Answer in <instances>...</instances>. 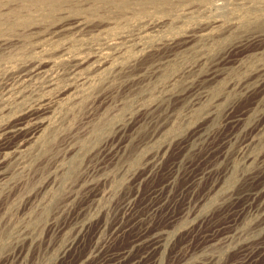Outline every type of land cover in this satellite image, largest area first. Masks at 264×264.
<instances>
[{
	"label": "rangeland",
	"instance_id": "374dc122",
	"mask_svg": "<svg viewBox=\"0 0 264 264\" xmlns=\"http://www.w3.org/2000/svg\"><path fill=\"white\" fill-rule=\"evenodd\" d=\"M263 74L264 0H0V264H264Z\"/></svg>",
	"mask_w": 264,
	"mask_h": 264
},
{
	"label": "bare ground",
	"instance_id": "6f19581e",
	"mask_svg": "<svg viewBox=\"0 0 264 264\" xmlns=\"http://www.w3.org/2000/svg\"><path fill=\"white\" fill-rule=\"evenodd\" d=\"M42 70V69H41ZM264 75V74H263ZM261 79V78H260ZM264 79V78H263ZM259 82V81H258ZM261 82V81H260ZM264 84V80H262V85ZM259 85V84H258ZM264 87V86H263ZM32 109V108H31ZM36 109H37V111L38 110H44L45 109V104H41V105H39L38 107H36ZM33 112V111H32ZM35 114V113H34ZM32 115H33V113H31L30 115H29V117H32ZM37 115V114H36ZM35 115V116H36ZM39 115V114H38ZM34 116V119L36 118ZM230 117L228 118L227 117V122H235V121H237V120H239L240 119V117H239V119H237V117H234V116H231V115H229ZM20 119V118H19ZM18 119V120H19ZM37 119V118H36ZM15 121H17V120H15ZM26 121V120H25ZM37 121V120H36ZM5 122V121H4ZM19 122H20V120H19ZM26 123V122H25ZM36 123V122H35ZM23 127H24V124H22V123H15V124H12V125H10V126H7L6 128H5V130L3 131L4 132V143L6 142V140H7V143H8V140L10 141L11 140V138L14 136V135H16V133L17 132H19L20 130L22 131V129H23ZM27 128V127H26ZM29 128V127H28ZM30 129V128H29ZM33 128H31L30 130H32ZM36 129V128H35ZM33 131V130H32ZM35 131V130H34ZM24 133H26V132H24ZM35 134V133H34ZM30 135V134H29ZM33 135V134H32ZM17 136V135H16ZM21 136V135H20ZM23 136H24V134H23ZM29 137V136H28ZM14 138V137H13ZM12 138V139H13ZM32 138V137H31ZM2 140V139H1ZM21 140V137H20V139H19V141ZM27 140V139H26ZM29 140H31V139H29ZM12 141V140H11ZM17 141V140H16ZM1 142V141H0ZM28 142V141H27ZM15 143V142H14ZM20 143V142H19ZM22 143V142H21ZM1 144V143H0ZM2 144H3V142H2ZM6 144V143H5ZM9 144V143H8ZM8 144H6V147H8L7 145ZM18 144V143H17ZM23 144V143H22ZM13 146H14V144H12ZM11 145V146H12ZM24 145H26V144H24ZM10 146V145H9ZM10 146V147H11ZM20 146V145H19ZM1 147H3V146H1ZM5 147V146H4ZM3 147V148H4ZM15 148V147H14ZM21 148V147H20ZM9 149V148H8ZM3 150V149H2ZM18 150V149H17ZM16 150V151H17ZM10 152V151H9ZM13 153H14V151H13ZM7 154V153H6ZM2 155H3V153H2ZM4 156V155H3ZM3 156H2V158H3ZM7 156V155H6ZM1 157V156H0ZM1 160V159H0ZM206 171V170H205ZM204 172V171H203ZM207 174V173H206ZM204 175V176H207V175ZM210 175V174H209ZM193 176H194V174H193ZM200 177H201V179H202V173H201V175H200ZM251 177V176H250ZM253 177V176H252ZM192 178V177H191ZM254 178V177H253ZM256 179V178H255ZM140 180V179H139ZM197 181H198V179H196ZM199 180H200V178H199ZM253 181H254V179H252ZM251 180V181H252ZM258 184V183H257ZM194 185V184H193ZM245 186V185H244ZM91 187V186H90ZM160 188V187H159ZM158 188V189H159ZM165 188V187H164ZM163 188V189H164ZM169 188V187H168ZM154 189V188H153ZM152 189V190H153ZM157 189V188H156ZM163 189H161V190H163ZM183 189V188H182ZM189 189V188H188ZM254 189H256V188H254ZM155 190V189H154ZM170 190V189H169ZM157 191H159V190H156V192ZM164 191V190H163ZM184 191V190H183ZM182 191V192H183ZM190 191V190H189ZM250 191V190H249ZM248 191V192H249ZM252 191H254V190H252ZM256 191V190H255ZM254 191V192H255ZM151 192V191H150ZM154 192V191H153ZM180 193V194H182L183 195V193ZM96 193V192H95ZM157 193H159V192H157ZM161 193V192H160ZM166 193V192H165ZM164 193V194H165ZM170 193V192H169ZM168 193V194H169ZM172 193V192H171ZM242 193V192H241ZM247 193V192H246ZM252 193V192H251ZM87 194H88V192H87ZM92 194V193H91ZM93 194H94V192H93ZM149 194V193H148ZM249 194V193H248ZM248 194H246V195H248ZM132 195V194H131ZM154 195V196H153ZM152 196L150 195V197H152V198H156V193H154ZM161 194H159L158 196H160ZM163 195V194H162ZM241 195V194H240ZM253 195V194H252ZM252 195H251V197H252ZM88 196V195H87ZM86 196V197H87ZM130 196V195H129ZM171 196V195H170ZM174 196V195H173ZM178 195H176V197H177ZM181 196V195H180ZM185 196V195H184ZM256 196H257V194H256ZM132 197V196H131ZM131 197H129V198H131ZM135 197V196H134ZM163 197V196H162ZM176 197H175V199H176ZM201 197V196H200ZM245 196H243V198H244ZM251 197H249V198H251ZM254 197V196H253ZM258 197V196H257ZM256 197V198H257ZM164 198H165V196H164ZM241 198V197H240ZM167 199H169V197L167 198ZM171 199V198H170ZM172 199H174V197L172 198ZM238 199V198H237ZM262 199H263V197H262ZM127 200V199H126ZM151 200V199H150ZM155 200V199H154ZM153 200V201H154ZM245 200H246V198H245ZM249 200H251V199H249ZM252 200H253V198H252ZM152 201V200H151ZM152 201V203H154ZM157 202L159 201V200H156ZM170 201V200H169ZM172 201V200H171ZM174 201V200H173ZM178 201V200H177ZM234 201H235V199H234ZM237 201V200H236ZM247 201V200H246ZM255 201H256V199H255ZM127 201H125V203H126ZM136 202V200L134 201V202H131V203H135ZM160 202V201H159ZM165 202V201H164ZM163 201H162V203H164ZM167 203H168V201H166ZM258 202V201H257ZM147 203V202H146ZM161 203V202H160ZM177 203V202H176ZM244 203V202H243ZM241 204V205H244V204ZM148 204H150V203H148ZM157 204H159V203H157ZM157 204H150V205H153V207H151V206H149L148 208H151L149 211L150 212H152L153 214L150 216V217H152V216H154V217H157V215H159L161 212H160V209H161V207H160V205H157ZM170 204V203H169ZM169 204H168V206H169ZM189 204V203H188ZM230 204V203H229ZM233 204V203H232ZM232 204L230 205V207L232 206ZM235 204V203H234ZM249 204V203H248ZM254 204V203H253ZM252 204V205H253ZM261 204H263V203H261ZM123 205V204H122ZM141 205V204H140ZM163 205V204H162ZM251 205V204H250ZM264 205V204H263ZM125 207H126V205H124ZM136 206V205H135ZM164 206V205H163ZM163 206H162V209H163ZM172 206V205H171ZM175 206V205H174ZM239 206L240 205H238V210H241V209H239ZM245 206V205H244ZM248 205H246V207H247ZM129 208H126V212H125V215H127L126 216V218H124V219H122V220H120L119 218V222L117 221L115 224H114V226H112L111 227V230H112V233H111V236H110V238H109V240L106 242V246H107V248L108 247H112L111 245H113L115 242H116V240H117V238H119V237H121V236H123L124 234H128V232H130V230L133 228V227H135L136 226V224H138V221H139V219H140V217H141V215H139L138 213L140 212H138V210L139 209H141V208H139V209H137L136 207L134 208L133 206H128ZM141 207V206H140ZM160 207V208H159ZM170 207V206H169ZM245 207V208H246ZM250 207V206H249ZM253 207V206H252ZM258 207V206H257ZM167 208V207H166ZM173 208V207H172ZM187 208V207H186ZM227 208H229V207H227ZM237 208V207H236ZM235 208V209H236ZM241 208V207H240ZM245 208H243V210L245 209ZM83 209V208H82ZM121 209V208H120ZM125 209V208H124ZM147 209V208H146ZM161 209V210H162ZM173 209H175V208H173ZM230 209H232V208H230ZM165 210V209H164ZM168 210V209H167ZM170 210V209H169ZM234 210V209H233ZM149 211H147L146 212V210H145V212H146V215H147V213L149 212ZM166 211V210H165ZM193 211V210H192ZM228 211H230V210H228ZM232 211V210H231ZM237 211V210H236ZM144 211H142V213H145ZM163 212V211H162ZM170 212V211H169ZM168 212V213H169ZM182 212V211H181ZM186 212V211H185ZM159 213V214H158ZM164 213V216H165V213H167V211L166 212H163ZM190 213V212H189ZM242 213H244V212H242ZM235 214V213H234ZM237 214H239V213H237ZM236 214V215H237ZM124 215V214H123ZM145 215V216H146ZM175 215V214H174ZM148 216V215H147ZM161 216H162V214H161ZM183 216V215H182ZM121 217V216H120ZM123 217V216H122ZM167 217V216H166ZM178 217V216H177ZM142 218V217H141ZM161 218V217H160ZM165 218V217H164ZM235 218H236V216H235ZM263 218V217H262ZM77 219V218H76ZM144 219V218H143ZM145 219H147V218H145ZM162 219V218H161ZM160 219V220H161ZM178 219V218H177ZM115 220H117V219H115ZM151 220H152V218H151ZM153 220H154V218H153ZM167 220H169V222L171 223V222H175V220H176V217L174 216V217H170V213H169V216H168V219ZM167 220H165V221H167ZM238 220V219H237ZM141 221V220H140ZM148 221V220H147ZM155 221H156V218H155ZM240 221V220H239ZM263 221H264V219H263ZM263 221H260V222H263ZM115 222V221H114ZM154 222V221H153ZM212 222V221H211ZM235 222H237V221H235ZM155 223V222H154ZM154 223H153V225H154ZM165 223V222H164ZM112 224V225H113ZM145 224H147V223H145ZM175 224H176V222H175ZM135 225V226H134ZM151 225H152V222H151ZM165 225V224H164ZM171 225V224H170ZM173 225V224H172ZM231 225H234V224H231ZM87 226V225H86ZM99 226V225H98ZM140 226H141V224H140ZM169 226V225H168ZM58 227V226H57ZM100 227V226H99ZM138 227V226H137ZM144 227H145V225H144ZM192 227V226H191ZM101 228H103V227H101ZM139 228V227H138ZM137 228V229H138ZM143 228V227H142ZM150 228H151V226H150ZM165 228H166V226H165ZM86 229V228H85ZM97 229H99L98 227H97ZM141 229V228H140ZM139 229V230H140ZM146 229H147V227H146ZM163 229V228H162ZM218 229V228H217ZM87 230H90L89 228L87 229ZM86 230V231H87ZM102 230V229H101ZM133 230V229H132ZM159 230V229H158ZM81 231H85L84 230V228L81 230ZM86 231L81 235V236H83L82 238H81V236H80V238H78V236L76 235V240H74L73 241V243L71 244V246H70V248H73V250L74 251H76V250H78L77 248H79L81 245H82V243H83V240H85L84 238H85V236L87 235L86 234ZM138 231V230H137ZM142 231H143V229H142ZM147 232H148V230H146ZM189 231H191V230H189ZM194 231H196L195 229L193 230V232ZM88 232V231H87ZM110 232V231H109ZM146 232V233H147ZM192 231H191V233H190V235L192 234H194ZM81 233V232H80ZM79 233V234H80ZM89 233V232H88ZM100 232H98V234H99ZM141 233V232H140ZM144 233V232H143ZM149 233V235H150V232H148ZM152 233V232H151ZM156 233V232H155ZM196 233V232H195ZM96 234V232L94 233V235ZM137 234H138V232H137ZM142 234V233H141ZM207 234V233H206ZM209 234V233H208ZM109 235H110V233H109ZM134 235V234H133ZM191 235V236H192ZM205 235V234H204ZM214 235V234H213ZM91 236V235H90ZM137 236V235H136ZM139 236V235H138ZM146 236H148V235H141V238H139V239H135L136 237H135V235H134V239L135 240H133L134 242L132 243V245L130 246V247H128V248H124V249H120V251H115V252H113V250H112V252L109 250V251H106V250H108V249H104L105 251V254L102 256V258L101 257H99L98 255V257L99 258H101L100 259V261L98 260V262H99V264H138V263H141L142 261H143V263H144V261H145V263H146V261H149V255L151 254V253H153V251H156L157 249H159L160 248V244H161V240H162V235H160L159 233H157V235L156 234H151V236H148L147 238H146ZM163 236H164V234H163ZM205 236H207V235H205ZM212 237V236H211ZM92 238H94V236L92 237ZM165 238V237H164ZM204 238V237H203ZM206 238V237H205ZM95 239V238H94ZM107 239V238H106ZM132 239V238H131ZM203 240V239H202ZM86 241V240H85ZM105 241V240H104ZM115 241V242H114ZM70 242V241H69ZM114 242V243H113ZM186 242H188V241H186ZM85 243V242H84ZM104 243V242H103ZM102 243V244H103ZM130 243H131V241H130ZM259 243V242H258ZM261 243V242H260ZM94 244V243H93ZM92 244V245H93ZM138 244H144L146 247H145V249H147V250H145V252H140L141 253V255L138 257V258H135L136 257V255L134 256V257H132V250L134 249V247L136 248V246L137 247H139L138 246ZM262 244H264L263 242L260 244V245H262ZM253 245V244H252ZM101 246V245H100ZM105 246V245H104ZM142 246V245H141ZM164 246V245H163ZM186 246V245H185ZM189 246V245H188ZM247 246V245H246ZM245 246V247H246ZM257 246H259V245H257ZM257 246H256V248L255 249H253V250H257ZM91 247V246H90ZM191 247V246H190ZM189 247V248H190ZM241 247V246H240ZM244 247V246H243ZM248 247V246H247ZM68 248V247H67ZM69 248V249H70ZM101 248V247H100ZM259 248V247H258ZM76 249V250H75ZM80 249V248H79ZM90 249V248H89ZM102 249V248H101ZM110 249V248H109ZM183 249H184V246H183ZM249 251H250V249L249 248H247ZM262 249H264V248H262ZM115 250V249H114ZM172 250H174V249H172ZM182 250V249H181ZM185 250V249H184ZM239 250V249H238ZM245 250V249H244ZM89 251L90 250H88V254H89ZM97 251V250H96ZM100 251V250H99ZM103 251V250H102ZM144 251V250H143ZM189 251V250H188ZM243 251V250H242ZM258 251V250H257ZM256 251V252H257ZM260 251H261V249H260ZM260 251H258V252H260ZM180 252H182V251H180ZM184 252V251H183ZM243 252H245L246 253V251H243ZM242 252V253H243ZM255 252V251H254ZM87 253V252H86ZM98 253V252H97ZM139 253V252H138ZM156 253H158V252H156ZM173 253V252H172ZM179 253V252H178ZM250 253V252H249ZM264 253V252H263ZM101 254V253H100ZM175 254L176 253H174V256H175ZM180 254V253H179ZM182 254H184V253H182ZM102 255V254H101ZM152 255V254H151ZM161 255V254H160ZM262 255V254H261ZM72 256V255H71ZM138 256V255H137ZM177 256V255H176ZM189 256V255H188ZM246 258H247V255H244ZM252 256V255H251ZM87 257V256H86ZM94 257V256H93ZM182 257V256H181ZM180 256L178 257V258H181ZM187 256H186V254H185V258H186ZM244 257V258H245ZM259 257V256H258ZM77 258H79V257H77ZM175 258V257H174ZM177 258V257H176ZM184 258V259H185ZM243 258V257H242ZM243 258V259H244ZM255 258V257H254ZM83 259H84V257H83ZM95 259H97V258H95ZM94 259V260H95ZM152 259V258H151ZM172 259V258H171ZM183 259V258H182ZM183 259V260H184ZM242 259V260H243ZM249 259V258H248ZM252 259V258H251ZM257 259V258H256ZM80 260H81V257H80V259H79V262H80ZM153 260H155L156 261V259H153ZM237 260V259H236ZM71 261V260H70ZM83 261V260H82ZM81 261V262H82ZM158 261V260H157ZM171 261V260H170ZM180 261V260H179ZM185 261H186V259H185ZM255 261H257V260H255ZM259 261V260H258ZM257 261V263H259ZM262 261V260H261ZM150 262H152V260L150 261ZM175 262V261H174ZM177 262V261H176ZM175 262V263H176ZM181 262V261H180ZM183 262V261H182ZM212 262V261H211ZM160 263V262H159ZM168 263H170V262H168ZM171 263H173V262H171ZM197 263V262H196ZM202 263V262H201ZM238 263H240V262H238ZM237 263V264H238ZM250 263V262H249ZM248 263V264H249ZM256 263V264H257ZM148 264V263H147ZM149 264H154V262H152V263H149ZM156 264H157V262H156ZM176 264H178V263H176ZM189 264V263H188ZM193 264H195V263H193ZM263 264V263H262Z\"/></svg>",
	"mask_w": 264,
	"mask_h": 264
}]
</instances>
